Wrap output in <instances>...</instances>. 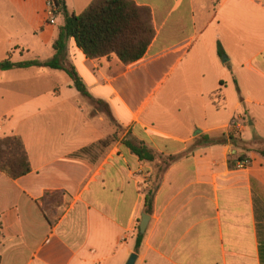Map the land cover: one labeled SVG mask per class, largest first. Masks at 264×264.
Masks as SVG:
<instances>
[{
  "label": "crops",
  "instance_id": "0c3cea01",
  "mask_svg": "<svg viewBox=\"0 0 264 264\" xmlns=\"http://www.w3.org/2000/svg\"><path fill=\"white\" fill-rule=\"evenodd\" d=\"M92 1L64 5L78 15ZM130 1L150 10L155 31L139 61L89 60L67 45L112 120L63 71H0V139L19 137L31 169L16 180L0 172V264H126L132 254L134 264H264V0ZM45 9L44 0H0V61L53 57L63 17L49 25ZM116 131L109 148L81 153ZM229 134L240 148L193 145ZM123 138L158 163L174 160L159 172ZM243 151L249 167L230 168Z\"/></svg>",
  "mask_w": 264,
  "mask_h": 264
},
{
  "label": "trees",
  "instance_id": "16d2710c",
  "mask_svg": "<svg viewBox=\"0 0 264 264\" xmlns=\"http://www.w3.org/2000/svg\"><path fill=\"white\" fill-rule=\"evenodd\" d=\"M54 5L59 9L63 17V25L58 29V35L52 45L54 55L51 59L40 61H27L22 63H11L9 60L0 61V71L12 69H27L31 67L48 70L63 71L71 80L72 87L83 97L102 108V113L112 120L107 104L93 99L88 93L82 80L69 63L67 45L73 39L76 47L89 59H99L109 55H115L124 65L139 61L147 52L149 45L155 37V31L151 21L150 10L146 7L137 6L130 0H93L80 14L69 13L64 5V0H54ZM217 54L224 63L226 58L220 46ZM117 132L97 144L81 151L87 153L93 148L104 150L117 141ZM197 132V136H198ZM227 141L238 149L240 141L229 134L219 140H211L207 136H200L194 142L198 145L226 144ZM122 144L129 152L140 161L153 163L154 168L163 170L168 167L174 158L157 162L155 154L142 143H136L127 138L122 139ZM264 157V147L256 150ZM228 161L230 168L234 169L237 161L248 160L246 153L233 154ZM27 153L22 140L17 136L0 139V172L12 180H16L30 172ZM156 192L155 185L149 187L144 197V214L151 216L153 198ZM1 235V224H0ZM145 238V234L135 235V251L138 250Z\"/></svg>",
  "mask_w": 264,
  "mask_h": 264
},
{
  "label": "built area",
  "instance_id": "2783aa9c",
  "mask_svg": "<svg viewBox=\"0 0 264 264\" xmlns=\"http://www.w3.org/2000/svg\"><path fill=\"white\" fill-rule=\"evenodd\" d=\"M45 1V16H46V20L47 23L49 25H54L56 18L59 14V9L57 7H55L54 5V0H44ZM250 165V161L249 160H243V161H237L235 163V170H244L246 168H248Z\"/></svg>",
  "mask_w": 264,
  "mask_h": 264
},
{
  "label": "water",
  "instance_id": "95a60500",
  "mask_svg": "<svg viewBox=\"0 0 264 264\" xmlns=\"http://www.w3.org/2000/svg\"><path fill=\"white\" fill-rule=\"evenodd\" d=\"M150 221V217L146 214H142L140 217L139 225H138V234L143 235L146 232L148 223ZM136 260V255L132 254L126 264H134Z\"/></svg>",
  "mask_w": 264,
  "mask_h": 264
},
{
  "label": "rangeland",
  "instance_id": "374dc122",
  "mask_svg": "<svg viewBox=\"0 0 264 264\" xmlns=\"http://www.w3.org/2000/svg\"><path fill=\"white\" fill-rule=\"evenodd\" d=\"M196 13H198V11L196 12ZM92 105V104H91ZM92 107L94 108V109H96L97 111H99L100 113L102 112V108L101 107H99V108H97L95 105H92ZM243 119L245 120V122H249V118L247 117V116H245V117H243ZM109 122H110V120H109ZM112 124V123H111ZM113 125V124H112ZM117 133H118V137H121L122 136V134H121V132L120 131H116Z\"/></svg>",
  "mask_w": 264,
  "mask_h": 264
}]
</instances>
